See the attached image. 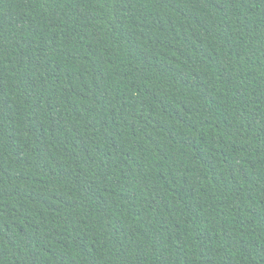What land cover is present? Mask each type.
Here are the masks:
<instances>
[{
    "label": "trees",
    "instance_id": "trees-1",
    "mask_svg": "<svg viewBox=\"0 0 264 264\" xmlns=\"http://www.w3.org/2000/svg\"><path fill=\"white\" fill-rule=\"evenodd\" d=\"M0 264H264V0H0Z\"/></svg>",
    "mask_w": 264,
    "mask_h": 264
}]
</instances>
